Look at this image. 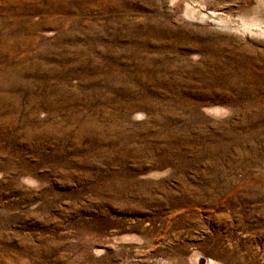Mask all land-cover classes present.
<instances>
[{
  "label": "rangeland",
  "instance_id": "1",
  "mask_svg": "<svg viewBox=\"0 0 264 264\" xmlns=\"http://www.w3.org/2000/svg\"><path fill=\"white\" fill-rule=\"evenodd\" d=\"M207 260L264 264V0H0V264Z\"/></svg>",
  "mask_w": 264,
  "mask_h": 264
},
{
  "label": "bare ground",
  "instance_id": "2",
  "mask_svg": "<svg viewBox=\"0 0 264 264\" xmlns=\"http://www.w3.org/2000/svg\"><path fill=\"white\" fill-rule=\"evenodd\" d=\"M188 11L192 12V9H189ZM209 260H207V264H208Z\"/></svg>",
  "mask_w": 264,
  "mask_h": 264
}]
</instances>
